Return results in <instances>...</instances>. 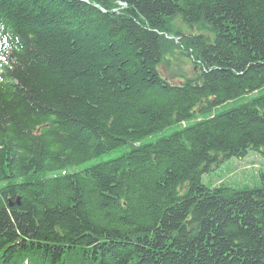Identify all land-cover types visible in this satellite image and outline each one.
Here are the masks:
<instances>
[{
	"label": "trees",
	"instance_id": "obj_1",
	"mask_svg": "<svg viewBox=\"0 0 264 264\" xmlns=\"http://www.w3.org/2000/svg\"><path fill=\"white\" fill-rule=\"evenodd\" d=\"M177 15L207 32H176L178 84ZM263 86L264 0H0V264H264V171L202 181L264 155V94L210 114Z\"/></svg>",
	"mask_w": 264,
	"mask_h": 264
},
{
	"label": "rangeland",
	"instance_id": "obj_2",
	"mask_svg": "<svg viewBox=\"0 0 264 264\" xmlns=\"http://www.w3.org/2000/svg\"><path fill=\"white\" fill-rule=\"evenodd\" d=\"M176 32L181 33V36H188L192 33L198 32L207 34V32L205 30L198 31L194 27H190L181 19L179 15L173 18L171 31L168 33V35H166V37L170 39L171 46L169 50H166L163 53V60L161 64H159L158 70L162 77L166 78L172 83L178 84L185 79L195 77L197 74V69L192 62V58L185 55L182 52V49L176 45ZM262 94H264V86L254 92L246 93L235 99L215 105L210 114L214 115L228 110ZM205 117V114L198 116V118ZM179 127L180 125L178 124L168 126L159 132L146 136L145 138L141 139L140 142L145 143L154 141L161 136L170 134ZM136 145L137 143L125 144L121 147L85 160L79 164L66 167L57 172L54 171L53 173L60 174L63 172H76L96 163L116 158ZM260 170L264 171V155L259 151L249 150L248 153L241 158L231 157L217 163L213 166L212 170L208 174H204L202 176V181L207 185H217L221 182H225L228 186L233 188L260 186L262 184V178L259 175Z\"/></svg>",
	"mask_w": 264,
	"mask_h": 264
},
{
	"label": "water",
	"instance_id": "obj_3",
	"mask_svg": "<svg viewBox=\"0 0 264 264\" xmlns=\"http://www.w3.org/2000/svg\"><path fill=\"white\" fill-rule=\"evenodd\" d=\"M122 5L124 4V3H121Z\"/></svg>",
	"mask_w": 264,
	"mask_h": 264
}]
</instances>
